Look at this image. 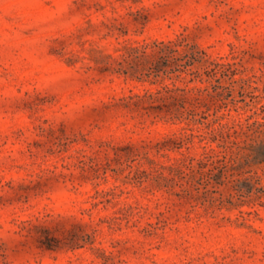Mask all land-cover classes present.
Wrapping results in <instances>:
<instances>
[{
  "label": "rangeland",
  "instance_id": "obj_1",
  "mask_svg": "<svg viewBox=\"0 0 264 264\" xmlns=\"http://www.w3.org/2000/svg\"><path fill=\"white\" fill-rule=\"evenodd\" d=\"M263 140L264 0H0V264H264Z\"/></svg>",
  "mask_w": 264,
  "mask_h": 264
},
{
  "label": "trees",
  "instance_id": "obj_2",
  "mask_svg": "<svg viewBox=\"0 0 264 264\" xmlns=\"http://www.w3.org/2000/svg\"><path fill=\"white\" fill-rule=\"evenodd\" d=\"M158 46V52L161 53V56H163V54L168 50L171 49L170 45L168 43H165L163 41H159L155 43ZM210 63H213L212 61H209ZM188 64H191V61H189L188 63H186V66ZM215 65L219 64L218 62L214 63ZM191 73H193V70H190ZM187 115L186 117H191L193 118L194 115L200 113L199 111L196 110V108H184ZM262 145L264 146V140L262 141ZM253 159H256L257 161H264V151H260L259 149H255V153L253 154ZM264 189V184L261 185L260 190Z\"/></svg>",
  "mask_w": 264,
  "mask_h": 264
}]
</instances>
